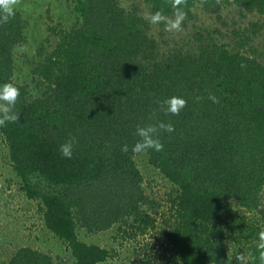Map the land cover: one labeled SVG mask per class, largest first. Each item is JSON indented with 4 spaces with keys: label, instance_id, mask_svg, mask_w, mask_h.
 Returning a JSON list of instances; mask_svg holds the SVG:
<instances>
[{
    "label": "trees",
    "instance_id": "1",
    "mask_svg": "<svg viewBox=\"0 0 264 264\" xmlns=\"http://www.w3.org/2000/svg\"><path fill=\"white\" fill-rule=\"evenodd\" d=\"M143 1L165 17L179 8L185 24L201 0ZM223 1L264 13V0ZM75 9L80 26L51 27L56 44L32 70L49 90L29 101L27 85L12 79L14 48L26 41L23 13L0 6V85L20 89L11 106L16 119L0 123V135L26 195L40 199L46 228L66 242L76 264L116 253L80 239L78 226L100 232L113 225L122 241L154 231L153 264H260L264 62L220 41L157 58L150 20L136 5L77 0ZM172 96L186 99L178 113L166 111ZM7 104L0 100V117ZM149 124L163 148L141 151L171 184L159 202L146 193L133 151L138 127ZM69 141L66 157L60 145ZM9 264L58 263L27 245Z\"/></svg>",
    "mask_w": 264,
    "mask_h": 264
},
{
    "label": "rangeland",
    "instance_id": "2",
    "mask_svg": "<svg viewBox=\"0 0 264 264\" xmlns=\"http://www.w3.org/2000/svg\"><path fill=\"white\" fill-rule=\"evenodd\" d=\"M119 1L126 7L136 5L140 14L150 20L147 32L155 39L152 52L157 58L166 59L178 51H196L201 44L220 41L232 48L240 46L243 52L264 62V26L258 28L264 24V13L257 9L250 10L245 4H227L223 0H217L220 7L207 8L201 0L193 8V19H186L185 24L181 21L179 28L169 30L166 24L175 19L176 14L166 16L161 25L151 20L150 5L143 0ZM76 3L77 0H13V9L23 13L26 41L14 48L12 79L27 85L29 101L49 90L46 84L35 79L32 70L56 44L58 37L51 27L70 30L82 23L75 9ZM235 30L240 33L236 34ZM201 34L203 40L198 41ZM135 158L144 175L146 193L159 202L164 191L171 189V184L160 172L152 170L145 151L136 153ZM262 193L263 201L257 216L264 223V190ZM154 204H143L142 207L149 210ZM77 232L86 242L115 249L114 255L99 264H153L154 231L124 241L118 225L100 232H87L78 226ZM27 245L49 253L58 264H76L66 242L46 228L40 199L26 195L21 178L10 161L7 143L0 135V264H9L17 250Z\"/></svg>",
    "mask_w": 264,
    "mask_h": 264
},
{
    "label": "clouds",
    "instance_id": "3",
    "mask_svg": "<svg viewBox=\"0 0 264 264\" xmlns=\"http://www.w3.org/2000/svg\"><path fill=\"white\" fill-rule=\"evenodd\" d=\"M180 0H176V4L178 5ZM13 0H0V6L6 10L7 13L12 14L13 12ZM175 7V5H174ZM185 13L179 8L176 9V18L170 20L166 24V28L169 30L176 29L180 27L181 21L184 18ZM8 17L5 16L4 19ZM166 17L161 11H156L153 15H151V20L153 22H158L161 20H165ZM20 89L11 82H6L0 85V100L7 101V106L4 107V115L0 117V123H3L5 120H15L16 115L11 111V106H14L17 96L19 95ZM210 99L213 101H217L218 98L212 94L210 95ZM167 108L166 111L172 113H178L180 109L186 104V99L182 97L172 96L169 97L165 101ZM160 128H166L168 131H172L174 126L171 123L164 124L163 122L159 125ZM157 127L154 124H149L147 126L138 127L137 132L141 140L137 141V143L133 147L134 152H139L145 148H155L156 151H160L163 148V143L155 137L153 134L156 133ZM60 151L62 155L66 157L72 156V143L65 142L60 145ZM256 249L258 251V259L260 264H264V230L259 233V241L256 244ZM238 259H243L242 256H238Z\"/></svg>",
    "mask_w": 264,
    "mask_h": 264
}]
</instances>
